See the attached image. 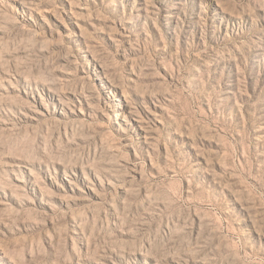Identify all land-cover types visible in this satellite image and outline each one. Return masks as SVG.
Returning a JSON list of instances; mask_svg holds the SVG:
<instances>
[{"label": "rangeland", "instance_id": "1", "mask_svg": "<svg viewBox=\"0 0 264 264\" xmlns=\"http://www.w3.org/2000/svg\"><path fill=\"white\" fill-rule=\"evenodd\" d=\"M0 264H264V0H0Z\"/></svg>", "mask_w": 264, "mask_h": 264}]
</instances>
